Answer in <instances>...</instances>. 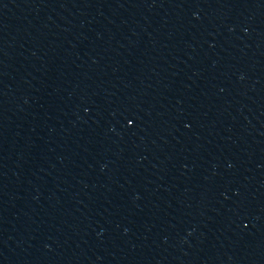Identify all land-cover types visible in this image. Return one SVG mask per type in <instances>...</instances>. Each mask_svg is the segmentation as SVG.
Returning a JSON list of instances; mask_svg holds the SVG:
<instances>
[{"label":"water","instance_id":"obj_1","mask_svg":"<svg viewBox=\"0 0 264 264\" xmlns=\"http://www.w3.org/2000/svg\"><path fill=\"white\" fill-rule=\"evenodd\" d=\"M264 0H0V192L65 133Z\"/></svg>","mask_w":264,"mask_h":264}]
</instances>
